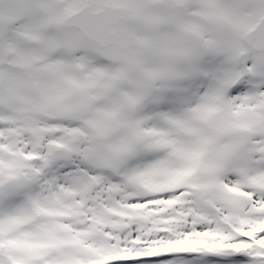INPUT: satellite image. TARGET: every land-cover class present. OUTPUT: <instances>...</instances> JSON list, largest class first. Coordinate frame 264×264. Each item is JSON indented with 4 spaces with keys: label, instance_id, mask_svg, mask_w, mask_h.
<instances>
[{
    "label": "snow or ice",
    "instance_id": "6c2138e0",
    "mask_svg": "<svg viewBox=\"0 0 264 264\" xmlns=\"http://www.w3.org/2000/svg\"><path fill=\"white\" fill-rule=\"evenodd\" d=\"M0 264H264V0H0Z\"/></svg>",
    "mask_w": 264,
    "mask_h": 264
}]
</instances>
